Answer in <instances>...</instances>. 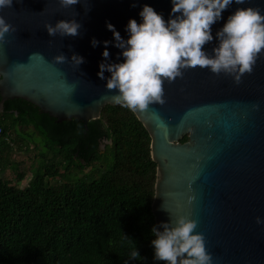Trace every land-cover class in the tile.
<instances>
[{
    "label": "water",
    "instance_id": "95a60500",
    "mask_svg": "<svg viewBox=\"0 0 264 264\" xmlns=\"http://www.w3.org/2000/svg\"><path fill=\"white\" fill-rule=\"evenodd\" d=\"M144 4L169 19L171 0H82L68 9L59 0H13L11 8L0 10L16 28L0 45V110L5 100L22 98L57 121L75 118L86 128L104 105H117L111 99L115 93L97 75L105 47L109 62L123 60L114 42L103 43L114 41L107 23L127 39L128 21H142ZM247 6L264 13V0L233 3L212 26L213 42L205 45L209 54L227 17ZM73 18L82 24L77 37H51L44 27ZM93 38L100 41L96 47ZM60 53L66 63H55ZM73 53L84 63L74 66ZM164 89L163 105L133 112L150 136L156 164L155 226L188 216L197 220L214 264H264V224L256 223V217L264 219V54L239 84L197 67L173 83L165 81ZM184 135L188 139L182 142Z\"/></svg>",
    "mask_w": 264,
    "mask_h": 264
},
{
    "label": "trees",
    "instance_id": "16d2710c",
    "mask_svg": "<svg viewBox=\"0 0 264 264\" xmlns=\"http://www.w3.org/2000/svg\"><path fill=\"white\" fill-rule=\"evenodd\" d=\"M86 125L57 121L22 98L3 102L0 264H165L151 243L156 164L147 130L120 104L104 105ZM23 133L40 136L45 148ZM16 149L35 152L24 186L4 174L17 171Z\"/></svg>",
    "mask_w": 264,
    "mask_h": 264
},
{
    "label": "clouds",
    "instance_id": "9594fccd",
    "mask_svg": "<svg viewBox=\"0 0 264 264\" xmlns=\"http://www.w3.org/2000/svg\"><path fill=\"white\" fill-rule=\"evenodd\" d=\"M78 3L82 0H59L64 9ZM171 3L167 21L153 7L144 4L139 13L142 21L138 23L131 18L128 21L127 39L107 23L114 41L103 43L107 46L114 42L123 60L109 62L110 53L105 47L97 75L106 80V89L115 93L111 99L132 112L147 111L153 104L163 105L165 81L173 83L183 78L188 69H208L216 76H231L239 84L245 74L253 72L257 59L264 54V13L259 7H237L216 32L217 43L209 54L205 45L213 42L212 26L233 3L242 5L246 0H171ZM12 5L13 0H0V10ZM89 10L85 8V13ZM44 27L51 37H77L81 35L82 24L73 18L58 20L54 25L45 22ZM15 31V26L0 15V45L7 42L6 34ZM91 43L96 47L100 41L93 38ZM53 59L57 64L68 61L64 53ZM71 62L78 67L84 58L73 53ZM105 72L110 75L105 77ZM192 199L189 198L190 202ZM256 223L264 224V219L256 217ZM160 228L153 226L151 230L156 260L165 264H214L204 234L197 231V220L178 215L161 222ZM137 256V251L132 252L133 259Z\"/></svg>",
    "mask_w": 264,
    "mask_h": 264
},
{
    "label": "rangeland",
    "instance_id": "374dc122",
    "mask_svg": "<svg viewBox=\"0 0 264 264\" xmlns=\"http://www.w3.org/2000/svg\"><path fill=\"white\" fill-rule=\"evenodd\" d=\"M27 129V128H26ZM20 136L23 137L24 141H29L30 143H36L38 145L42 146V138L36 134H30V133H23L20 134ZM33 146V145H31ZM45 147L42 146V149ZM33 149H27V150H20L16 149L13 151V159L18 162V168L17 171H13L12 169H7L5 171V177L11 180L13 183L18 184L19 186H24L28 179L30 178L31 171L35 165V155H34ZM86 170H89L87 168ZM17 172L23 173L24 177L23 179L19 180L17 178Z\"/></svg>",
    "mask_w": 264,
    "mask_h": 264
}]
</instances>
